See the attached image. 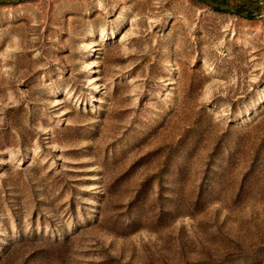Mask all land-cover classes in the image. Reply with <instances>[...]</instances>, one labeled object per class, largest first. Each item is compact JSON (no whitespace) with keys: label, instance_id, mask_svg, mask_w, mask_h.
Instances as JSON below:
<instances>
[{"label":"rangeland","instance_id":"1","mask_svg":"<svg viewBox=\"0 0 264 264\" xmlns=\"http://www.w3.org/2000/svg\"><path fill=\"white\" fill-rule=\"evenodd\" d=\"M258 10L0 2V264H264Z\"/></svg>","mask_w":264,"mask_h":264},{"label":"water","instance_id":"2","mask_svg":"<svg viewBox=\"0 0 264 264\" xmlns=\"http://www.w3.org/2000/svg\"><path fill=\"white\" fill-rule=\"evenodd\" d=\"M16 0H0V2H13ZM206 3L212 5L213 7H218L221 9H228L231 11H236L238 7L243 6L246 9H251L253 11L259 12L258 7L264 4V0H203ZM241 14H247V10L240 12Z\"/></svg>","mask_w":264,"mask_h":264},{"label":"trees","instance_id":"3","mask_svg":"<svg viewBox=\"0 0 264 264\" xmlns=\"http://www.w3.org/2000/svg\"><path fill=\"white\" fill-rule=\"evenodd\" d=\"M217 9H220V8H218V7H216Z\"/></svg>","mask_w":264,"mask_h":264}]
</instances>
